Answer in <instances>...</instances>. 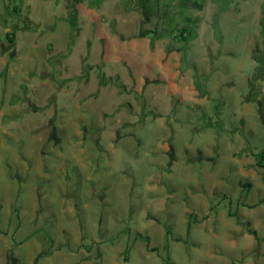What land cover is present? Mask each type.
<instances>
[{
    "label": "rangeland",
    "instance_id": "1",
    "mask_svg": "<svg viewBox=\"0 0 264 264\" xmlns=\"http://www.w3.org/2000/svg\"><path fill=\"white\" fill-rule=\"evenodd\" d=\"M90 1L0 0V264H264V0Z\"/></svg>",
    "mask_w": 264,
    "mask_h": 264
},
{
    "label": "trees",
    "instance_id": "2",
    "mask_svg": "<svg viewBox=\"0 0 264 264\" xmlns=\"http://www.w3.org/2000/svg\"><path fill=\"white\" fill-rule=\"evenodd\" d=\"M205 0H120L121 6L124 10L134 8L141 16L140 29L136 35L137 38H147L149 40V46L152 47L154 44L164 38H171L175 43H179L181 48L184 50L187 48L190 41L195 36V24L196 21L187 14V9L194 5L200 10ZM228 2V0H226ZM103 0H91L90 6L98 7ZM264 7V2L262 8ZM261 26L263 27L262 33L264 34V8L261 9ZM181 22V23H180ZM151 25V28H144V26ZM215 34H218V28L214 25ZM7 40L12 42L14 32L7 34ZM185 52L183 51L180 59L181 63L185 64ZM258 59V58H257ZM263 59L259 58L258 62ZM99 82L102 85L112 84L110 79H106L103 75L99 76ZM195 89L199 92L200 96H206L200 89L197 82L194 83ZM255 96V95H254ZM144 109V107H143ZM208 127L213 128L211 120L206 123ZM215 129V127H214ZM255 167L264 169V146L258 150L251 152ZM243 188L250 187L249 184L244 183ZM1 209V206H0ZM188 232L190 226L188 225ZM250 234L253 232L248 230ZM156 249H151L155 251ZM125 260H127L128 251L124 252Z\"/></svg>",
    "mask_w": 264,
    "mask_h": 264
},
{
    "label": "crops",
    "instance_id": "3",
    "mask_svg": "<svg viewBox=\"0 0 264 264\" xmlns=\"http://www.w3.org/2000/svg\"><path fill=\"white\" fill-rule=\"evenodd\" d=\"M248 229H250V228H248ZM254 229V228H253ZM248 233V232H247ZM244 236H245V239H246V241H248V242H250V240L249 239H247V235H246V233H244L243 234ZM248 235H251L252 236V234H250V233H248ZM252 239H253V237H252ZM251 239V240H252ZM258 243V242H257ZM257 243H255L254 245L256 246V247H258V244ZM250 247H253V245H251ZM249 249H251V248H249ZM257 249V248H256ZM258 250H259V248H258ZM256 264H259V262H256Z\"/></svg>",
    "mask_w": 264,
    "mask_h": 264
}]
</instances>
